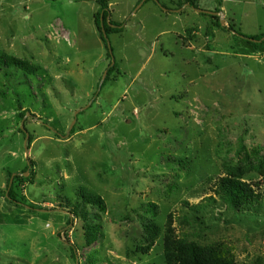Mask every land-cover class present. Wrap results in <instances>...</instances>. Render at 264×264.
<instances>
[{
  "label": "rangeland",
  "instance_id": "374dc122",
  "mask_svg": "<svg viewBox=\"0 0 264 264\" xmlns=\"http://www.w3.org/2000/svg\"><path fill=\"white\" fill-rule=\"evenodd\" d=\"M194 5L107 0L122 29L99 87L110 59L96 1L0 0V264H164L170 226L235 264H264V175L252 169L264 156V45L235 33L264 34V0ZM231 172L256 203L220 199L215 183ZM9 186L26 206L6 201Z\"/></svg>",
  "mask_w": 264,
  "mask_h": 264
},
{
  "label": "trees",
  "instance_id": "16d2710c",
  "mask_svg": "<svg viewBox=\"0 0 264 264\" xmlns=\"http://www.w3.org/2000/svg\"><path fill=\"white\" fill-rule=\"evenodd\" d=\"M98 3L99 9L94 15L95 24L100 33V39L103 42L108 57L110 59V64L105 70V78L103 82L99 85L102 87L104 82L107 81L106 78L113 72L115 68L113 51L109 45V36L112 33H118L122 29V24H117L110 22L108 17L110 16L107 0H94ZM188 4L191 7H195L194 0H188ZM215 18V16H211ZM223 27V26H222ZM232 31V29L228 28ZM236 35L253 46L257 47L264 45V34L258 36H247L242 33L235 32ZM1 62L6 66L18 67L21 70L27 71L28 73H33L37 69L29 63L17 60L12 57L3 56ZM73 129L70 133H73ZM256 164L253 165L252 169L256 170L259 174L264 175V156L259 157L258 153L255 151ZM31 165V163H30ZM230 177L219 179L215 183L216 194L221 200L225 201L231 208L242 209L245 206H249L252 203L258 201L259 195H254L251 187L244 182H242V173L231 172ZM7 202H10L13 207L18 208L20 206H26L17 202L15 192L12 187L9 186L7 193L4 195ZM97 198V197H96ZM98 201V199H97ZM95 202V199H92ZM30 210L34 211L33 207H28ZM96 230L93 227L87 228V244H92L96 240ZM147 236L150 237L149 240L152 242L155 237L159 235V228L156 225H149L146 228ZM71 251L75 256V248L70 245ZM163 258L164 264H235L227 256L221 255L218 250L213 247H200L192 242H187L186 240L179 238L175 235L171 226L166 228L163 239Z\"/></svg>",
  "mask_w": 264,
  "mask_h": 264
},
{
  "label": "water",
  "instance_id": "95a60500",
  "mask_svg": "<svg viewBox=\"0 0 264 264\" xmlns=\"http://www.w3.org/2000/svg\"><path fill=\"white\" fill-rule=\"evenodd\" d=\"M197 12H199V13H205V14H208V15H211V16H216L217 14L216 13H214V12H212V11H204V10H197ZM220 24H224V21H223V19H220ZM104 79V78H103ZM102 79V80H103ZM72 126H73V124L70 126V130H71V128H72ZM28 137V135L26 134V138Z\"/></svg>",
  "mask_w": 264,
  "mask_h": 264
}]
</instances>
